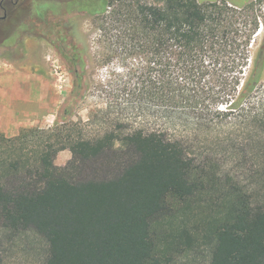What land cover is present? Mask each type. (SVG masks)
Returning <instances> with one entry per match:
<instances>
[{"label": "trees", "instance_id": "obj_1", "mask_svg": "<svg viewBox=\"0 0 264 264\" xmlns=\"http://www.w3.org/2000/svg\"><path fill=\"white\" fill-rule=\"evenodd\" d=\"M1 7L0 23L12 25L6 43L27 29L26 18L49 25L57 9L86 12L98 65L116 60L119 68L96 78L107 100L96 110L101 135L74 137L57 122L47 132L0 134V235L34 231L44 242L41 264H173L203 244L209 260L192 264H264V205L214 160L190 154L182 134L240 112L264 81V40L251 48L264 0H7ZM64 55L83 98L85 50ZM253 118L264 167V114ZM64 148L71 158L58 166ZM104 158L112 168L101 175Z\"/></svg>", "mask_w": 264, "mask_h": 264}, {"label": "rangeland", "instance_id": "obj_2", "mask_svg": "<svg viewBox=\"0 0 264 264\" xmlns=\"http://www.w3.org/2000/svg\"><path fill=\"white\" fill-rule=\"evenodd\" d=\"M6 1L0 0V17L4 14L1 5ZM236 1L247 3L251 0ZM46 2H42L41 7H46ZM7 8L9 13L10 7ZM258 13L262 26H259V35L254 36L252 40L251 48L254 49L264 40V7ZM46 18L52 22L49 23L50 26L36 16L31 20L26 18L27 29L17 33L15 39L11 40L16 44L0 51V57H4L0 60L8 62L3 71L13 67L11 59L19 58L26 69V77L31 82L27 89L24 114L20 118L22 124L8 123L7 126L4 117L6 113L2 112L0 134L14 137L24 128H39L47 132L57 122L56 128L70 132L74 137L95 138L104 130V119L101 116L96 117V110L104 109L107 103L104 92L96 87V78L101 76L104 80L107 79L110 67L119 68V64L114 60L108 65H98L97 32L94 29L93 16L76 11L65 15L57 9ZM11 26L10 21L0 23V41L5 34L10 33ZM20 44H25L26 47L23 57L19 54ZM79 46L84 48L87 61V89L83 98L75 91L70 63L64 55V50L71 51ZM242 106L240 112L222 118L221 124L205 125L194 132L182 131V134L187 139L186 146L190 154H203L208 160H214L221 173L234 177L238 184L251 194L253 204L264 205L261 130L253 118V115L264 114V81L257 85L254 96L244 100ZM234 123H251V126L249 130H238ZM238 136L242 139L241 142H236ZM226 138L233 140L227 142L224 140ZM70 158V150L64 148L58 151L55 163L65 166ZM105 159H101L97 167L101 175L112 168ZM92 170L91 166H88L83 171ZM209 251V247L204 244L185 250L174 257L173 264L207 262ZM44 252L43 240L32 230L0 235V264H41Z\"/></svg>", "mask_w": 264, "mask_h": 264}, {"label": "crops", "instance_id": "obj_3", "mask_svg": "<svg viewBox=\"0 0 264 264\" xmlns=\"http://www.w3.org/2000/svg\"><path fill=\"white\" fill-rule=\"evenodd\" d=\"M14 44L16 43H6L4 40H1L0 51L2 52L6 48H11ZM19 47V54L23 57L26 49L25 44H20ZM0 59H4V57H0ZM11 62H13L11 69L0 71V117L2 112L6 113L4 117L7 120V126L22 124L20 118L24 114L27 89L31 85L30 80L26 77V69L23 63L19 61V58L11 59ZM11 120L15 122L12 123L10 122ZM8 123L10 124L8 125Z\"/></svg>", "mask_w": 264, "mask_h": 264}, {"label": "built area", "instance_id": "obj_4", "mask_svg": "<svg viewBox=\"0 0 264 264\" xmlns=\"http://www.w3.org/2000/svg\"><path fill=\"white\" fill-rule=\"evenodd\" d=\"M6 65H8V62L5 60H0V71L5 70Z\"/></svg>", "mask_w": 264, "mask_h": 264}]
</instances>
